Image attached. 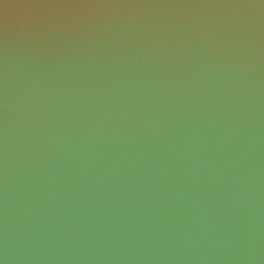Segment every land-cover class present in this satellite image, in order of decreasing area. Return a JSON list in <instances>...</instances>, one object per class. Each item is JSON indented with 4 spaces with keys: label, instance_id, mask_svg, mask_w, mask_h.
<instances>
[{
    "label": "water",
    "instance_id": "water-1",
    "mask_svg": "<svg viewBox=\"0 0 264 264\" xmlns=\"http://www.w3.org/2000/svg\"><path fill=\"white\" fill-rule=\"evenodd\" d=\"M0 264H264V0H0Z\"/></svg>",
    "mask_w": 264,
    "mask_h": 264
}]
</instances>
